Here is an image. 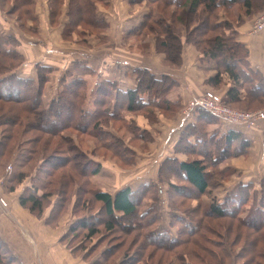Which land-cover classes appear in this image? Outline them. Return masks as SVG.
I'll return each mask as SVG.
<instances>
[{
    "label": "rangeland",
    "instance_id": "obj_1",
    "mask_svg": "<svg viewBox=\"0 0 264 264\" xmlns=\"http://www.w3.org/2000/svg\"><path fill=\"white\" fill-rule=\"evenodd\" d=\"M75 1L33 0V5L31 6L25 4L20 5L18 3L19 5H17V9L15 10L14 0H0V34L3 37H11L6 38L8 41L4 45H6L5 47L7 49L15 48L22 56L20 61L9 58L6 55L4 56L5 58L0 57V59H6L5 69L11 72V70H15L14 68L18 66L16 68V74L24 78H34L36 71H38L36 69L38 63L45 67H51L47 81L46 83L44 82L42 92L43 102L51 101V99L57 98V96L60 97L59 90L64 87L68 88L66 89L67 94L74 88L71 101L68 103L69 105L71 104L70 107L72 106V108L68 106L64 107L63 104L57 106L58 117L63 115L62 118L65 121L68 120L67 124L64 122L63 131L60 130L59 134L49 135L46 132L38 131L34 127H31L30 130H26L27 128L23 130L25 125L17 129V138L19 141L15 143L17 145L14 151L15 154L11 161L5 158L6 163L4 162L3 165L0 164V197L4 199L5 205L3 206L0 203V212L2 213L4 208H9V199L14 200L13 190H9L12 184H9L8 179L14 170L16 171L18 168L26 176L20 182V185H17L19 188L16 190V194L27 195L26 193L31 191V186L35 184L38 185V193H42L43 191L41 187L43 179H40L43 176L42 173L39 172L37 176H34V162L30 161L29 166L26 165L28 161L25 163V159L30 156L28 147H35L37 151L35 150L33 152V156L36 157L38 155V159L42 153L51 155L50 151H53L52 153L55 154L60 152L63 155H68V158L83 164L85 170H89L90 167L98 163V165H101L100 171L92 175H78L72 169L71 165L73 162L70 161L69 163L67 161L66 164H60L55 171L53 179L62 176L67 181L65 172L71 171L73 173L71 174L73 177L71 180L73 181L70 187L63 190L61 194L54 193V191L44 199L43 202H46L47 206L45 211L40 215L32 214L27 208H24L25 210L22 209L25 213L29 211L34 215L38 222L43 219L44 224L54 230L57 229L60 232L65 230L68 236L67 238H64L66 237L64 236L61 242L63 241L70 247H85L83 250L77 248L80 252H84L82 253V258H84L83 255L85 254L86 257H90L87 259L88 261H93L97 253L100 255L103 249L112 247L119 241H122L124 244L121 246L120 251L128 247L132 251L135 250V252L139 249L141 254L145 256L144 259H148V261L154 264L159 258L160 252L158 251L154 257H150L149 253L154 249V245L148 243L144 245L140 237L142 231L158 229L168 232L174 237L181 233L178 239H181L184 244L171 249V252L177 251L176 253H182L181 255H183L184 253L179 250L180 248H184L185 252H188L187 249L191 246L186 241L190 239L197 243L196 245L198 246L209 245L217 251L218 256L213 257L199 250L203 255V259H205L202 261L203 263L235 264L237 260L243 261L246 259L245 251L241 254L244 257L237 258L241 245L243 244V238L238 239L236 235L240 231H254L251 230V225L240 224L238 218L247 216L254 217L252 206L255 202V197L253 199L248 198L241 202L240 205L230 208L231 212H235L233 215L227 213L228 215L216 217L211 213H207L206 201H210L212 197L221 198L226 196L234 189L230 190L229 188L223 190L221 187H225V185L233 182V180L235 181L237 177L240 179L242 176L235 175L234 172H231L233 170L232 168L227 169L225 173H223L224 171L220 172L222 167L229 165L232 161L231 153L228 156H224L226 158H223L221 161H211L209 159L211 151L212 153L215 152V149H212L211 143L206 144L202 143L203 141H195L194 139L197 137L190 125L181 128L178 126L180 119H183L184 116L188 117L193 113L192 111H188V104L190 99L197 95L190 96L191 98L186 100L178 99V102L172 104L166 99V96L169 98L168 94L173 89L172 87L160 101L161 108H159L154 103L158 102L157 96L161 94L162 84L156 83L151 88V92L157 94L150 96L153 94L150 93L148 95L138 90V93L142 92L138 97H144V100L142 99L143 104L140 103L137 97L138 99L131 104V110H129L126 108L128 102H126L123 94L117 91L120 93L114 96L116 91L107 82L111 81L109 80L111 78V71L117 68L113 64V58L110 57V52L116 51L118 55L123 54L122 58L124 56L134 58V68H136V65L148 64L153 71L158 73L154 74L156 78L160 72L163 73L161 77L168 78L165 73H174L173 71H175L188 83L190 88H196L199 91L202 90L200 93L209 90L221 98V87L216 88L211 85L206 87L204 83L197 86L196 81L188 78L190 73L198 74L203 72V69L193 68V64H205V56L203 58L201 57V47H199V50L196 47L197 44L195 45L194 43L197 41L200 44L204 42L207 36L213 35L214 29V31L218 30L220 33H228L229 35L231 29H234L241 21L245 19L255 20L258 14L264 11V0H251L250 7L254 5L260 8L257 7L259 9L257 11H250L249 15H245V12H248L250 8L244 7L241 0H235L236 3L232 4L225 2L221 6L214 4L213 13L215 18H212L209 23L214 22L216 24L213 26L214 29H207L206 36L200 35L206 30L205 26L209 25L207 21L206 24H203L202 17H204L205 7L202 4V8L196 16L199 23H191L188 29L183 28L178 31L180 43H177V39L174 36L168 37L166 33L159 30L160 22L162 24H171L170 19H168L169 14L182 12L177 1L168 0L169 2L165 4L164 1L166 0H92L95 7L93 12H91L90 6L88 8L85 0H79V6L82 8L81 14H77L73 9ZM56 7L58 9L53 13V9ZM148 13L150 15L147 17L146 15ZM30 17H34V21ZM91 18L93 22L90 21ZM174 18L175 15L172 16V21ZM128 19H130L128 25L134 19L133 25L131 26H136L129 33L125 34L122 33V30L125 29V21ZM139 19L140 21H138ZM206 19L208 20V17ZM143 21L147 23L148 27L147 25L145 28L142 27L141 23ZM196 26L198 27L197 30L193 31ZM174 32L177 33L176 28ZM112 40L113 42L119 43L113 45ZM165 41L167 42V47L161 46V43H165ZM186 44L187 46H185ZM185 54L188 56H185ZM163 55L164 58L162 57ZM185 57H189L191 61H185ZM137 58L144 62L137 63ZM175 58L177 62H171L170 59L174 60ZM193 58L199 61H193ZM143 67L146 68V66ZM123 68L125 69V66L120 65L116 69L115 78H127L125 77V73H123ZM42 70H46V68ZM0 71L2 70L0 69ZM134 77V81H136L135 85L137 86V78L136 76ZM162 83H167V80L163 79ZM24 84L23 82L22 85ZM4 86L6 85L0 86V92L7 93V89L5 90ZM99 89L103 91L100 94ZM21 93L27 94L29 97L32 96V90L23 89ZM147 95L150 97L149 99ZM29 101L31 102V100H26V102ZM164 101L168 102V106L164 104ZM261 101L264 104V99L261 98ZM113 102L116 103L113 105ZM0 103L13 105L19 109L24 102L7 100L6 102L2 101ZM111 105L112 108L110 109ZM244 105H227L226 107L233 110L250 112L261 110L257 106L254 107L255 109H244ZM84 108L91 111L97 108L95 113L97 115L95 117L98 119H95V121L97 120V127L92 125V121L88 120L89 118L81 123V112H83ZM69 109L70 113L67 111ZM109 110L112 113L109 114ZM23 113L26 123L27 119H33L29 113ZM212 116L213 119L211 118L210 121L213 123L207 122L208 124L210 123L209 126H207L208 124L206 122H198L203 124L200 125L201 128L198 127L200 133L204 132L205 134V129L207 127L210 128L212 124L215 130L219 126H222V119L214 115ZM52 120V123L50 121H46L45 123L44 121L42 124L46 125L49 130H53L55 128L54 123L57 121V124L61 123V118ZM2 129L7 130L8 127H2ZM65 136L69 138L68 141L65 140L67 138H62ZM27 137L31 139H27ZM44 140L46 142V149H43L42 153L39 154ZM186 140L191 142V147H189V142ZM77 151L82 156H79ZM231 151L233 152L232 146L227 153ZM21 152H23L22 155L20 154ZM161 152L165 155V157L163 156L164 160L158 159L160 158L159 154ZM219 152L223 153L221 148ZM234 152H236V149ZM16 155L17 157H15ZM172 158L176 159L172 161ZM196 158H199L208 165L206 171L209 174V190L205 194H199L196 190L192 189L183 176L179 175L178 163ZM213 158L211 156V159ZM168 160L171 161L168 162ZM15 162H20V164L22 162L24 163L20 167ZM235 162L237 160L232 161V163ZM247 177L244 176L241 179ZM247 180L241 181L244 182ZM232 185V183L229 184V186ZM256 186L258 188V184ZM124 187H130L132 189L133 195L131 198L137 207L132 228L128 233H125L117 226L115 232L112 234L107 233L108 231H104L101 223L106 218V215L100 203L92 202V192L93 190L100 189L112 193ZM80 188L81 191L79 193ZM48 189L55 188L48 187L44 191H48ZM59 202L63 204L60 209ZM260 209L264 211V206L263 208L260 207ZM143 210L146 211L145 214L139 216V213ZM90 214L92 216L89 218L91 219L89 220V224L91 221H94V218H97L96 225L98 230L100 229L99 234L93 236L92 239H84L82 236L86 228L81 229L80 226L75 228L76 230H82L80 235L70 236L72 233L68 232L73 227L72 224L74 221H77V218L83 215L88 217ZM56 215V219L52 222H45L47 217L49 221ZM10 216L12 217V215ZM11 219L13 220V218ZM120 220L126 219L120 218ZM184 221L189 222H186V225H184ZM249 222L253 223V226L258 225L252 219ZM201 236L206 238L207 241L208 238L214 239L215 242L217 241L218 246H213ZM229 243L233 248L228 245ZM6 245L8 246L7 243ZM141 245L144 246L141 247ZM226 247H229L231 253L226 250ZM156 249H160V247ZM223 252L229 255L226 256L227 259ZM119 254L121 253L116 252L117 256ZM172 257V254H166L162 264ZM174 257L177 258L176 256ZM220 257H222L221 261ZM120 258H118V261ZM192 259L193 262H198L195 258ZM142 261L144 260L142 259ZM2 262L5 263L4 261H0V264ZM256 262L264 264V258H256L253 264ZM6 263L8 264V262ZM137 264L142 263L138 262Z\"/></svg>",
    "mask_w": 264,
    "mask_h": 264
},
{
    "label": "trees",
    "instance_id": "obj_2",
    "mask_svg": "<svg viewBox=\"0 0 264 264\" xmlns=\"http://www.w3.org/2000/svg\"><path fill=\"white\" fill-rule=\"evenodd\" d=\"M14 1H15L14 3L15 10L17 9V5H19L18 3H20V5H23V4L29 5V6L33 5V0H14ZM93 1L85 0V4L86 5L88 4L87 5L88 8L90 6L91 12H93L94 7H95V4ZM173 1L174 2L177 1L179 3L178 6L182 12L180 13L173 12L172 14H169L168 19H170L171 24H167V23L162 24L160 22L161 24L159 23V30H161V32L166 33L168 37L174 36L175 39H177V43L178 42L180 43V37L178 33L179 30H182L183 28L188 29L191 23L193 24L199 23L198 18H196V16L198 14V11L202 8V4L205 7L204 17H202L203 24H206V21H207L209 25L205 26L206 30L203 31L202 34L200 33L199 34L202 36L203 35L206 36L207 29L208 30L210 28L214 29L213 26L216 24L214 22L209 23L210 20H212V18H215V15L213 13L214 4L216 6H221L225 2H227V4L236 3L235 0H173ZM241 1L244 7H247L248 9L250 8L248 12H245V15H249L250 11L252 10L257 11L259 10L258 8H260L258 6L253 5L251 6L253 7L251 9L250 7L251 0L250 1L241 0ZM167 2L169 1L168 0L164 1L165 4ZM78 6H79V0H76L74 2L73 9L77 14H81L82 8L80 6L79 8ZM57 9L58 7L53 9V13ZM149 15L150 13H148L146 16L148 17ZM173 15H175V18L172 21L171 18ZM207 17H208V20L206 19ZM30 18L33 21L35 19L34 17H30ZM90 21L93 22L92 18L90 19ZM141 25L143 28H145L147 23L143 21ZM175 28H176L177 33L174 32ZM197 28L198 27L196 26L194 27V30L193 29L192 30L195 31L197 30ZM214 30H213L214 32L213 35L209 37L207 36V38L204 39V42H202L201 44L198 41L194 43L195 45L197 44L196 47L199 50H200L199 47H201L200 52L203 54V56H205V58L206 57L212 58L215 62L216 73L214 76H211L209 80H207V83H209L211 86H214L216 88L221 87V85L223 84V76H227L230 80L231 86L227 90L225 96L221 95V101L223 103L227 105H232V106L240 105L241 103H244L245 104L244 109L250 108V106H248L250 104H253L251 107L253 106L259 107L261 104H263V102L261 101V98L264 99V83L262 82L260 83L259 86L255 84L253 86L247 87L246 90L248 93L245 95L246 97L245 100L238 99L239 90L241 88L242 82L248 81L249 79L247 77V74H245L244 71L240 69V65L243 64L244 58L246 57L245 55L246 51L244 47L241 46L236 41V35H237L236 29L235 28L231 29V32L229 35L228 33L224 34V33L218 32V30L216 31ZM6 38H11V37H3L0 34V41H1L0 42V57L5 58L4 56L6 55L9 58L17 59L20 61L22 59V56L18 51H16L15 48L7 49L5 47L6 45H4V43H7L8 41ZM161 46L167 47V42L165 41V43H161ZM5 60L6 59H0V69L2 70L0 71V86L6 85L4 86L5 87L4 89L5 90L7 89L6 90L7 93L3 91L0 92V102L2 101L6 102L7 100H18L24 103L19 109L18 107L13 106V105H5L4 103H0V127H1L0 128V131H1L0 133V159H1L0 164L1 165H3V163L6 161L4 160L5 158L7 160L10 159L11 161L13 155L15 154L14 152L16 150L15 147L17 146L15 145V143L19 141L17 138V133H18L17 129L22 128L23 125H25L23 130H25V128H27L26 130H30L31 127H34L38 129V131L43 132V133L46 132L49 135H53L55 133L59 134L60 130L63 131L62 128L64 127L65 124H67L68 120L65 121L64 118H62L63 115H60L58 117L57 106L59 104H63L64 107L68 106L69 108H72V106L70 107L71 104L69 105L68 103L71 101V95L74 93V88H73L67 94L66 89L68 88L64 87L59 90L60 97L57 96V98L51 99V101L43 102L42 92L44 89V82L46 83L47 81L48 74L51 71V67H45V66H42L40 63H38L36 65V69L38 71H36V75L34 77L35 79L33 77L24 78L16 74L17 73L16 68L18 66L14 68L15 70H11V72L9 70H6ZM170 60L171 62H175V63L177 62L176 58L174 60L172 59ZM43 68H46V70H42ZM7 72H10V73L6 74ZM38 72H39V75H38ZM132 73L135 74L134 76H136L137 78L136 79L137 86L135 89H129L127 91H123L117 87L116 81L107 82L109 83L111 87L115 89L116 92L114 93V96H116L117 94L121 92L124 98H126V102H128L126 108L131 110V104L139 98L138 95L140 96V94L143 92V93H147L148 95L152 93L153 95H150V96H155V94L157 93L151 92V88L153 87L154 84L160 83L162 84L161 94L157 96L158 102L154 103L153 101V103L157 107L161 108L160 101L162 100L163 97L166 96L167 92L173 86H175L174 81L171 78H169L167 75L166 76L168 78L166 77L156 78L153 72H151L148 68H144V67L133 68ZM163 79H166L167 83H162ZM23 82L25 83L24 85H22ZM253 87L258 88V89H254ZM23 89L30 90V91L32 90V96L29 97L27 94L21 93ZM138 90L142 92L138 93ZM117 91H120V92L118 93ZM101 92L103 91L99 89V94ZM147 98L149 99L150 97L148 96ZM142 99L144 100V97H141L138 99L140 100V103L143 102ZM26 100H31V102L30 101L26 102ZM115 103L116 102H113L112 104L114 105ZM164 104L168 106L167 101H164ZM111 108H112V105L110 109ZM96 109L97 108H94V110L91 111L89 109L84 108L83 112H81L82 113L81 115L82 117L80 119L81 123L89 118L88 120L92 121V125L94 127H97L98 124L96 121L98 119L95 117L97 116L95 114ZM67 111L70 113V109ZM23 112L27 114L29 113L31 115L30 117H33V119L32 118L31 120L27 119V123H26ZM192 112L194 113V114L192 113V115L197 117L196 121L190 125V127H192L193 129L194 134L197 137L194 140L195 141L197 140V142L203 141L202 143H206V144L211 143L212 149H215V152L212 153L211 151V155L209 158L211 161L213 162H215V160L221 161L223 158H226L224 156H228V154L231 153V152L227 153V151L229 150V148H231V146L233 148V151L236 149L234 147V140L235 138L238 137V133L233 131V132H230L228 135L220 134L219 137H216V134L219 132L217 129L216 130L214 129L212 133L209 135L207 128H206L205 134L204 132H201L202 133L201 134L198 127L201 128L200 125H203V124L198 123V122L199 121L203 123L206 122V124H208L207 122H210L211 118L213 119V116L209 111L205 109L197 108V109H194ZM108 113L110 114L112 113V111L109 110ZM50 117H54V118H50ZM58 118L59 119L61 118V123L57 124L58 121L54 123L55 128L53 130H49V128L46 125L42 124V122L44 121L45 123L46 121H50L52 123L53 121L52 119L57 120ZM95 119L97 120L95 121ZM5 126L8 127L7 130L2 129V127H5ZM62 138H67L65 139L67 141L69 140L67 136L62 137ZM27 139H31V138L27 137ZM186 141L189 142V147H191L192 146L191 142L189 140H186ZM242 142L243 141H240V143ZM45 144L46 142L44 140V142L41 145L42 147H41L39 154L42 153L43 149H46ZM244 144H247V143L244 142ZM220 148L223 153L219 152ZM28 149H29L28 152L30 153V156L25 159V163L28 161L26 165L29 166L30 161L34 162L33 164V169L35 168V173L33 174L34 176L35 175L37 176L39 172L42 173L43 176H41L40 179H43L42 180L43 184L41 185L43 191L42 193H38L37 192L38 185L36 184L31 186V191L26 193L27 195L25 194L19 195V204L22 207L27 208L32 214H35V215H40L43 211H45L47 204L46 202H43L44 199L50 196L54 191H55L54 193L61 194L63 190H65L66 188L68 189L70 187L73 181L71 180L73 178L71 176V174H73L71 173V171L65 172V178L67 181H65L64 177L62 176L57 177L56 179H53L55 176V171L60 164H66L67 161H69V163L70 161L73 162V164L71 165L72 169L76 171L78 175L97 174L101 168V165H98V163H96V165L92 167L88 165L90 169L85 170V166H83V164L79 163L78 161H74L71 158H68L69 157L68 155L67 156L63 155L60 152H57V154H55V153H52L53 151H50L51 155H48V154L45 155V153H42L40 154L41 157L38 159V155L36 157L33 156V152L36 150L35 147H28ZM22 153L23 152H21L20 154L22 155ZM77 153H79L78 154L79 156H82L80 152L77 151ZM211 156L214 158L211 159ZM15 157H17V155ZM175 159L172 158L171 160L173 161ZM171 160H168V162H170ZM210 160H209V163H210ZM22 163L21 164L19 163L18 166L21 167L23 165ZM178 165H179L178 166L179 175L183 176V178L189 183V186L192 189L196 190L199 194L208 193V190H209L208 189L209 187L208 175L209 174L206 171L208 165L204 163V161L200 160L199 158H196L192 160L182 161L178 163ZM67 169L69 170V168ZM25 176L26 174L24 175L23 171H21V169L19 168L18 170L14 171L13 174L8 179V181L10 182L9 184H12L11 185L12 187H9V190H14L16 186L19 185L20 182H22ZM259 185L260 186L256 188L255 184L252 182H247V183L241 182L236 185L233 191L229 192L226 196H223L222 198L223 200H220L221 198H218L219 199L218 200L217 197L216 198L212 197L210 201H206L205 203L207 205L206 206L207 213H211L213 216H216V217H222L223 215H228V214L233 215L235 212H231L230 208H234L236 205H240L241 202L245 201L248 198L253 199L255 197L254 199L255 202L252 206L253 207L252 212L254 214V217L247 216L244 218H241V217L238 218V222L240 224L251 225L252 227L250 228L254 232H250L249 230H247V231H240L239 233H237L236 236H238V239H241V237L243 238V241H242L243 244L241 245L240 252H239V255H237V258L244 257L241 254H243V252L245 251L246 259H244L243 261L237 260L235 264H253L256 258H259V259L264 258V211L260 209V207L263 208L264 206V177L261 179ZM48 187H51V188L54 187L55 189H48V191L46 190L44 191V189ZM80 191H81V188L79 190V193ZM132 195H133V191L130 187H124V188L118 189L114 193L102 191L100 189L93 190L92 197H91L92 202L94 201V202L100 203L102 209L104 210V214L106 215V218L101 221L102 228L104 229L105 232L108 231L107 233L112 234L113 232H115V228L118 226L120 230H123L125 233H128V231L132 228V223L134 222L133 219L137 211L136 203H134L133 199L131 198ZM82 203H84V201H82ZM59 205H60L59 206V209H60L63 204L60 203ZM250 211L248 210V212ZM145 212L146 211L144 210L141 211V213H139V216H142L143 214H145ZM91 216L92 214H90L88 217H85L83 215L77 218V221H74V223L72 224L73 227L69 229L68 233L70 232L72 233V235L70 236L73 237V236L80 235L82 230L80 231L79 229L77 230L75 229L80 226H81V229L86 228V231L84 235L82 236L84 239H90V238L92 239L93 236H97L100 232V229L98 230V227L96 225L97 218H94V221H91L89 224V220H91L89 218H91ZM56 217L57 215L49 221L47 217V219H45V222L50 223L53 220H55ZM120 218L126 219V220H120ZM250 219H252V221L254 220L255 222H257L258 225L253 226V223L249 222ZM186 222H189V221H184V225H186L185 224ZM210 232L214 233L213 231H210ZM167 233L168 232H164L158 229H152V230L150 229L148 231L141 232L140 238L144 242V245L145 244L147 245V243L154 245L153 247L154 249L150 251L149 256L154 257V255L158 251L160 252L159 258L157 259L156 262H154V264H162L163 263L162 261L164 257L166 256V254L167 255L172 254L173 257L176 256L177 258L175 257L174 258L172 257L171 259L169 258L165 261L164 264H206L202 262L205 259H203V255L199 252V250H202L209 256H213V257L218 256L217 251L212 246H209V245L208 246L204 245L205 247L203 245L198 246L196 245L197 243H195L194 241L190 239L186 241L187 243H190L189 245L191 246L187 249L188 252H185L184 248L179 249L181 250V252L183 251L184 253L183 255H181L182 253H176L177 251L171 252V249L177 248L178 245L184 244V242H182L181 239L180 240L178 239L181 233H179L180 235H176V237L172 236L169 233L167 234ZM64 236H66L64 238H67L68 235L65 234ZM105 236L107 235L105 234ZM203 239L207 241L206 238L203 237ZM207 242L211 243L213 246H218L217 241L215 242L214 239L208 238ZM123 244L124 243H122V241H119L112 247L103 249L102 254L100 253V255H98L97 253V255H95L93 264H106V263L107 264H137L138 262H141L142 264H152L150 261H148V259L147 260L144 259L145 256L141 254V251L139 249L136 250L135 252V250L132 251L128 247L120 251L121 246H123ZM144 245H141V247H143ZM228 245H230V243ZM158 247H160L161 250L156 249ZM77 248H79L80 250H83L85 247L80 248L77 246ZM94 250L96 251V249ZM226 250L229 253H231L229 251V247H226ZM116 252H119L121 254L117 256ZM4 254L5 253L2 251L1 246H0V261L5 262V263L2 262L1 264H7L6 262H8V264H13L14 259L6 254L5 256ZM223 254L221 255L223 256ZM224 256L227 259L226 256H229V255L224 254ZM83 257L85 259L90 258V257H86L85 254L83 255ZM118 258H120L119 261H118ZM192 258H195L198 262H193ZM142 259L144 261H142ZM221 259L222 257H220V261ZM207 264H211V262H208ZM255 264H263V263L256 262Z\"/></svg>",
    "mask_w": 264,
    "mask_h": 264
},
{
    "label": "crops",
    "instance_id": "obj_3",
    "mask_svg": "<svg viewBox=\"0 0 264 264\" xmlns=\"http://www.w3.org/2000/svg\"><path fill=\"white\" fill-rule=\"evenodd\" d=\"M129 18L131 19V17ZM130 19L125 21V29L122 30V33L127 34L134 28V26H136H131L133 25L132 23L134 19H132L131 24L128 25V21ZM138 21H140V19ZM253 22L254 20L252 19H245L235 27L237 31L236 41L243 46L246 51V57L244 58L243 64L240 65V69L247 74L249 79L241 84L238 95L239 100H245V95L248 93L246 90L247 87L255 84L259 86L261 82L264 83V29L257 31L254 30ZM118 43L119 42L116 43L112 40L113 45ZM185 46H187V44ZM185 56L188 55L185 54ZM110 57L113 58V64L117 67L116 69H118L120 65L125 66V69L123 68V73H125V77L127 78H115V69L111 71V78H109V80L118 82V88L123 91L133 89L136 86V81H134L135 77L132 73V69L135 67L133 65L134 58L126 56L122 58L123 54L118 55L116 51H111ZM162 57L164 58V55ZM201 57L203 58V54ZM194 60L199 61L196 58H193V61ZM185 61L191 60L189 57H185ZM136 62L138 63L144 61L138 59ZM143 66L152 70L148 64L136 65V67ZM192 67L203 69V72L198 74L190 73L188 78L196 81L197 86L204 83L206 84V87H209L210 84L207 83V80H209V78L214 76L216 73L214 60L206 57L204 65L195 63ZM151 72L158 74L153 70ZM173 72L174 73H165L175 83V86H173V89L168 94L169 98L166 96V99L170 103L175 104L178 102V99L186 100L195 95L201 94L200 92L202 90L199 91V89L190 88L188 83L181 76H179L175 71ZM162 74V72L159 73L160 77ZM159 75L157 78H160ZM230 84L229 78L227 76H223V84L221 85L222 96H225L227 90L231 86ZM253 88L258 89L255 87ZM252 105L253 104H250L248 106L255 109L254 106L251 107ZM257 108L264 110V104H261ZM196 119L197 117L192 114L188 117L184 116L183 119H180L178 122V126L181 128L183 126L191 125L194 121H196ZM210 123L213 122L210 121ZM209 124L207 126H209ZM214 128L213 124L210 128L207 127V131L210 132L208 133L209 135L212 133ZM217 129H219V132L216 134V137H219L220 134L228 135L233 131L238 133V137L234 140L236 152L231 151L232 161L237 160V162L232 163L231 161L229 165H226L228 167H222L220 172L224 171L223 173H225L227 169L232 168L233 170L231 172H234L235 175L237 174L242 177L248 176L245 179H241L242 177L238 179L237 177L235 181L233 180V182H230L233 184L232 186H229L230 183L225 185L223 188L220 185L221 189H235V186L242 182L241 180L247 179L248 180L243 183L254 182L255 186L257 184L259 186L261 179L264 177V119L259 121L253 128H248L241 124H229L223 122L222 126H219ZM240 141L243 142L240 143ZM244 142L247 144H244ZM159 156V160H164L165 155H163V152H161ZM19 163L20 162H15V164ZM18 186L13 190L14 200L9 199L8 201L9 208H4V211H2V213L0 212V246L6 255L14 259L13 264H93V261H88L87 259L82 258V253L84 252H80L78 249H75V247L66 245L63 241L61 242L66 234L65 230L61 232L57 229L54 230L53 228L45 225L43 219L38 222L35 216L29 211H26L27 213L23 211L24 207L19 204L20 194H16V190L19 188ZM222 198L223 197H221L220 200H223ZM10 215H12V217ZM11 218H13V220Z\"/></svg>",
    "mask_w": 264,
    "mask_h": 264
},
{
    "label": "built area",
    "instance_id": "obj_4",
    "mask_svg": "<svg viewBox=\"0 0 264 264\" xmlns=\"http://www.w3.org/2000/svg\"><path fill=\"white\" fill-rule=\"evenodd\" d=\"M253 29L256 31L264 29V11L259 13L254 20ZM218 96L207 90L190 99L188 111H193L197 108L205 109L215 117L222 119L221 121L224 123L241 124L248 128L255 127L259 121L264 119V110L261 109L254 112L233 110L226 107L227 105L223 104ZM0 203L5 206L2 197H0Z\"/></svg>",
    "mask_w": 264,
    "mask_h": 264
}]
</instances>
